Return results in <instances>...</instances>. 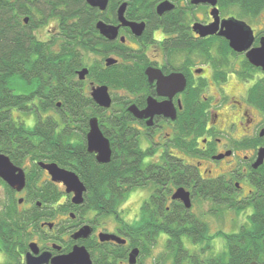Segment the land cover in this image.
<instances>
[{
	"label": "flooded vegetation",
	"instance_id": "obj_1",
	"mask_svg": "<svg viewBox=\"0 0 264 264\" xmlns=\"http://www.w3.org/2000/svg\"><path fill=\"white\" fill-rule=\"evenodd\" d=\"M85 1L89 13L97 17L94 36L102 51L91 55L86 68L90 73V66L98 60L105 78L120 79V83L115 87L97 84L88 78L89 73L81 80L77 71L82 90L89 94L98 112L93 114L90 107L87 120L77 118L72 122L71 133L75 135L71 143H77L78 136L85 137L87 153L97 160V154L89 151L87 137L90 120L97 118L110 142L111 160L120 150L124 156L130 147L147 149L143 161L152 166L154 179L140 186L148 193L140 196L143 200L136 217L126 215L133 209L131 204H121L118 213L100 215L83 207L87 187L76 171L46 159L44 148L28 138L23 140L32 143L33 153L24 144L21 146L18 138L10 139L11 155L0 153L24 170L26 186L18 191L0 177L7 194L3 205L13 199L20 212L30 214L39 207L44 209L43 214L51 216L27 229L21 244L22 263L27 264L29 252L38 258L46 252L49 256L42 264H52L55 257L70 253L75 246H84L93 264L94 254L98 256L101 250H106L109 261L117 257L119 264H129L135 248L139 250L136 264H146L144 256L153 257L152 264H221L227 252L226 236L216 239L222 228L213 231L210 221L218 220L224 210L234 221L238 211L234 206L249 203L257 192L253 179L264 176V159L257 164L264 148V68L247 57L264 40V0H106L105 9ZM53 6L51 13L44 9L46 0H24L19 4L11 0L12 13L21 20L22 30L42 46L53 45L59 52L60 2ZM101 21L118 28L114 38L101 33L97 27ZM228 21L243 22L252 30V42L246 51L233 49L222 34ZM211 25L215 32L202 34ZM156 73L164 77L181 74L185 85L171 95L162 94ZM17 77L8 81L0 78V91L7 88L10 96L28 98V79L23 77L13 84ZM99 85L108 87L110 107H101L94 101L92 88ZM54 86L58 95L59 80H54ZM149 100L164 107L159 112L140 114L148 108ZM55 104L59 113L63 111L68 117L73 113L61 99ZM25 126L28 131L35 125ZM61 132L62 127L57 125V133ZM42 162L57 163L75 172L86 187L83 203H74V193L67 191L64 182L54 181ZM29 177L35 179L31 186ZM180 188L189 193L191 207L174 197ZM51 192L59 194L57 201H50ZM145 204L149 218L143 211ZM143 223L150 225L148 239H144L140 228L133 237L126 231L125 225L140 227ZM0 224L2 241L4 228ZM180 225L184 233L172 232V226ZM202 225H206L207 233L201 232ZM85 226L90 228L88 235L75 238ZM102 234L115 235L125 242L102 241ZM32 243L37 244L38 253L31 249ZM1 248L0 242V252L7 261ZM262 257L257 262L264 264V253Z\"/></svg>",
	"mask_w": 264,
	"mask_h": 264
},
{
	"label": "trees",
	"instance_id": "obj_2",
	"mask_svg": "<svg viewBox=\"0 0 264 264\" xmlns=\"http://www.w3.org/2000/svg\"><path fill=\"white\" fill-rule=\"evenodd\" d=\"M17 4L24 0H16ZM60 2V25L62 28L61 47L57 52L53 45L42 46L31 34L22 30L21 20L12 13L11 0H0V78L8 81L28 79L29 97L8 95V89L0 91V152L10 154L13 143L10 139L18 138L19 144L34 152L32 140L37 146L44 148L45 158L59 162L62 166L76 171L87 187L83 207L98 211L100 215L118 213L117 210L126 199L128 193L136 187L144 186L154 179L151 165L143 161L147 149L134 150L130 147L124 156L122 151L114 153L108 164L97 162L95 156L86 151L85 137L78 136L77 143H71L72 122L88 119L90 107L97 114L98 108L86 91L82 90V82L76 73L86 67L91 55L102 52L94 36L97 17L90 14L85 0H46V12H54L53 4ZM26 57L28 62H25ZM99 61L90 66L88 78L97 84H109L112 87L120 83L118 80L108 81L104 76ZM12 79V78H11ZM48 79H51L49 82ZM54 80H59L60 93H55ZM49 82V83H48ZM6 85L5 83H3ZM5 88V87H4ZM49 89V90H48ZM61 99L67 110L73 111L70 117L58 111L56 101ZM29 104L30 107H26ZM24 107V109H23ZM69 108V109H68ZM26 116L34 118V125L25 129ZM61 118V121L58 118ZM57 125L62 127L61 135L57 133ZM25 126V127H23ZM87 127V125H84ZM118 127V125H113ZM34 139V140H33ZM119 139V137H118ZM33 143V144H34ZM1 180V179H0ZM257 188L256 194L249 203H238L234 207L241 210L252 205L254 210L249 216L250 223L244 224L236 232L226 233L227 252L221 257V264H248L261 261L264 253V176L253 179ZM35 181L29 177V186ZM59 194L50 193V201H57ZM36 207L33 213L20 212L17 201L13 200L0 208L2 233L1 250L6 253L5 264L22 263V242L27 229L38 226L42 220H49V214ZM146 218L150 217L148 204L143 207ZM126 231L133 237L138 228L142 236L148 239L150 225H125ZM174 233H184L182 225L172 226ZM196 228H199L196 225ZM206 225H202V233H207ZM190 233H192L190 231ZM189 233V234H190ZM94 264H119L117 257L109 261L106 250L98 256L94 254ZM97 256V257H96Z\"/></svg>",
	"mask_w": 264,
	"mask_h": 264
},
{
	"label": "water",
	"instance_id": "obj_3",
	"mask_svg": "<svg viewBox=\"0 0 264 264\" xmlns=\"http://www.w3.org/2000/svg\"><path fill=\"white\" fill-rule=\"evenodd\" d=\"M91 6L100 7L105 9L107 1L106 0H87ZM121 20L123 17L121 15ZM98 29L102 34L114 38L118 33V28L105 24L104 22H99L97 25ZM226 29L222 31V34L226 36L233 49L238 52L246 51L251 42H252V30L243 22L228 21L226 24ZM214 25L207 26L205 31L202 30V34L208 35L215 32ZM247 57L249 60L257 65L264 68V40L262 46L251 50ZM89 73L88 68H83L78 71L79 78L84 80ZM155 78L159 79V90L162 94H172L176 93L183 89L185 85V80L181 74H173L168 77L162 76L160 73H156ZM94 101L101 107H110L111 106V96L108 91V87L104 85L94 86L91 93ZM164 105L156 104L154 101L149 100L148 108L140 112V114H152V112H159L162 110ZM170 107V105H168ZM88 147L90 152H95L97 154V160L101 164H107L111 161L112 150L110 142L107 138L104 137L97 118H92L90 120V131L88 133ZM264 159V148L260 151V158L257 164H260ZM43 168H46L51 174L54 181L64 182L67 186V191L69 193H74L73 202L76 204H81L84 201V192L86 187L84 183L80 180L79 176L70 170L61 168L57 163H40ZM0 177L8 183L11 187L21 191L26 186V175L23 169L16 167L10 160V158L0 153ZM175 198H180L183 200L187 207H191V200L189 198V193L186 192L183 188L177 190L174 195ZM51 225V224H50ZM1 226V224H0ZM90 232L89 226L83 227L79 230L74 236L79 238L82 236H87ZM117 240L119 242L124 241L121 238L111 235V234H102L101 240ZM125 242V241H124ZM31 249L34 253H38L39 249L36 243H32ZM46 256H49L48 253H43L41 256L35 257L32 252L27 254V264H42L47 259ZM139 256V250L134 249L130 253L129 264H136L137 258ZM52 264H93L92 258L86 247L84 246H75L74 249L62 256L55 257L52 261ZM249 264H261L257 261H253Z\"/></svg>",
	"mask_w": 264,
	"mask_h": 264
},
{
	"label": "rangeland",
	"instance_id": "obj_4",
	"mask_svg": "<svg viewBox=\"0 0 264 264\" xmlns=\"http://www.w3.org/2000/svg\"><path fill=\"white\" fill-rule=\"evenodd\" d=\"M117 94L118 93H116V96H117ZM25 118H26L25 120L27 121V124L29 126L34 125V118L32 116H26L25 115ZM147 161H148V158L145 159V162H147ZM147 193H148V189L145 188V187L144 188H142V187L135 188V189H133L132 191H130L128 193L126 199L122 202V206L128 207L131 204V207L133 209L129 210L126 215H129V213H130L131 215H129V217L134 218L136 212L139 211L140 205L142 204V200L143 199L140 201V199H139L140 196L143 197ZM6 196H7L6 190L4 189V186L2 184H0V208L3 206V203H4L5 199H6ZM252 211H253L252 207L249 208V209L236 211L235 213H237V214H236V216H234V217H236V219H234V221H231L230 220V218H231L230 216H232V215L227 214V212L224 210L221 213V215H223L222 217L220 215V216L217 217L218 220L213 219V220L210 221V225L212 226V230L213 231L216 228L217 229L218 228H222L221 229L222 232H218L216 234L215 238L216 239H219V238L223 239L224 238L223 235L225 233L236 232V231H238L240 229V227L242 225L250 223L249 215L252 213ZM231 223H232V225H231ZM223 250H224V248H223ZM152 258L153 257H150V256H144L145 263L146 264H150V263L152 264ZM5 261H6L5 254L0 252V264H3Z\"/></svg>",
	"mask_w": 264,
	"mask_h": 264
}]
</instances>
